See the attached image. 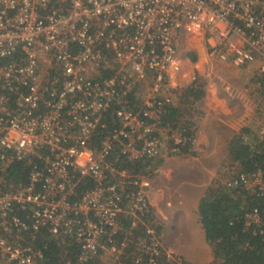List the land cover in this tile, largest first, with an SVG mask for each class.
I'll return each mask as SVG.
<instances>
[{
  "label": "built area",
  "instance_id": "2783aa9c",
  "mask_svg": "<svg viewBox=\"0 0 264 264\" xmlns=\"http://www.w3.org/2000/svg\"><path fill=\"white\" fill-rule=\"evenodd\" d=\"M185 35L264 74V0H0V264H45L47 232L77 244L65 264H194L164 247L148 197L166 148L184 144L164 120ZM109 117L117 126L93 146ZM141 161V173L125 165ZM17 162L25 184L9 175ZM85 178L94 186L80 191ZM223 184L264 199V167ZM245 220L264 236V207Z\"/></svg>",
  "mask_w": 264,
  "mask_h": 264
},
{
  "label": "trees",
  "instance_id": "16d2710c",
  "mask_svg": "<svg viewBox=\"0 0 264 264\" xmlns=\"http://www.w3.org/2000/svg\"><path fill=\"white\" fill-rule=\"evenodd\" d=\"M192 61L196 57L192 56ZM254 82L262 83L264 87V74L255 76ZM206 95L204 83L201 77L189 85L184 93L185 100L182 106H172L168 110L164 122L172 128L183 132L184 144H181L174 155H195V139L197 128L195 121L190 119L193 106ZM141 94L138 92L132 97L133 103L140 102ZM188 116H187V115ZM192 117V116H191ZM107 126L100 128L93 146L100 143V138L110 128L117 126V120H106ZM260 126L253 123L244 126L235 134L229 147V167L238 172H251L264 167V134H260ZM170 134L168 133V136ZM169 145L172 144L167 137ZM117 146H115V149ZM118 149L115 150V154ZM129 169L141 173L147 162H129L125 164ZM9 175L15 177L18 184H25L29 180V166L25 162H17L11 167ZM94 182L91 178H85L79 187L80 191L93 188ZM240 188L228 189L219 178L213 180L199 204L201 223L206 233V239L211 245L214 254V261L211 264H264V236L255 231L253 227L246 226L245 213L252 207H264V199L255 195L243 197ZM126 224L130 221L127 219ZM161 230V225L157 223ZM67 247L61 246L56 236L45 233L38 235L36 242L45 249V264H65L61 252L68 250L73 256L78 251V246L69 240ZM126 264H132V259L124 260ZM162 259L160 264H164ZM86 264H107L103 259L96 258Z\"/></svg>",
  "mask_w": 264,
  "mask_h": 264
},
{
  "label": "crops",
  "instance_id": "0c3cea01",
  "mask_svg": "<svg viewBox=\"0 0 264 264\" xmlns=\"http://www.w3.org/2000/svg\"><path fill=\"white\" fill-rule=\"evenodd\" d=\"M186 37H191L187 38L191 40L196 38L201 43L193 45L196 51L178 52L183 74L177 76V80L179 82L187 80L192 83V78L198 74L206 90V63L212 58L210 59L202 38L190 35ZM192 56L196 57L195 62L192 61ZM186 57L190 63H185L188 62ZM192 63L195 65L190 72L186 67L187 64ZM199 101H203L204 104L203 112L197 118L198 132L194 147L196 154L169 153L170 156L160 164V171L150 180L148 197L153 217L162 227L166 248L194 264H211L214 261V254L201 223L199 204L208 187L216 179L217 168L211 167L218 165L217 162H212L213 159L219 161L216 153L221 146L218 148L217 146L220 143L224 144L226 149H223L229 156L231 140L236 133L250 123H245L240 130L235 129L232 122L237 120V123L241 124L245 117L235 118L231 115L232 120L233 118L235 120L229 121L227 118L229 116L226 115L227 105H224L223 99L219 96L208 93ZM145 168L146 166L143 170Z\"/></svg>",
  "mask_w": 264,
  "mask_h": 264
},
{
  "label": "rangeland",
  "instance_id": "374dc122",
  "mask_svg": "<svg viewBox=\"0 0 264 264\" xmlns=\"http://www.w3.org/2000/svg\"><path fill=\"white\" fill-rule=\"evenodd\" d=\"M182 36L179 42V51L189 52L196 51L193 47L194 44H200L201 42L198 39L195 40L187 39L191 37ZM190 40V41H189ZM207 48V47H206ZM197 49L199 46L197 45ZM196 53V52H195ZM211 59V57H210ZM186 60L187 57H186ZM190 63L189 60L188 62ZM186 69L191 72L193 69L194 63L187 64ZM182 66V64H181ZM258 76L256 66L248 65L242 67H236L233 65H226L217 60L211 59L206 63V95L212 94L213 96H219L223 99V103L227 105V117L229 121L235 120L232 117L238 118L244 116V121L239 124L237 120L233 123L235 129L240 130L241 126L246 124H255L261 126L264 124V110L261 106V96L259 95L258 89L256 88V82L253 81L254 77ZM174 86H175V100L173 106H182L184 107L183 101L185 100L184 93L191 83L189 81L177 80V77L174 76ZM208 92V93H207ZM203 101L196 102L193 106L192 117L190 119L195 121V127L197 126L198 132V121L199 115L203 112ZM187 115V114H186ZM188 116V115H187ZM243 117V118H244ZM242 119V118H240ZM237 124V125H236ZM234 133V132H233ZM197 135V133H196ZM167 139V134H166ZM166 146H170L166 141ZM221 146L217 151V156L219 161L213 159V163L217 162L219 165H213L211 168L216 169L217 173L215 178H219L221 181L230 178L232 175L236 174L238 171L229 167L231 164L229 161L228 154L225 153L224 144L220 143L217 148ZM224 148V149H223ZM170 156L169 151H165L164 156L159 161V165ZM228 156V157H227ZM156 175V174H154ZM164 238V236H163ZM163 245L164 244L163 239ZM168 250V248H166ZM177 254V253H176ZM179 255V254H178ZM181 256V255H180ZM183 257V256H182ZM184 258V257H183Z\"/></svg>",
  "mask_w": 264,
  "mask_h": 264
}]
</instances>
